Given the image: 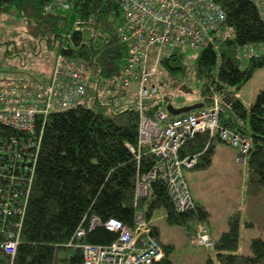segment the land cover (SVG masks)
Segmentation results:
<instances>
[{
  "label": "trees",
  "instance_id": "16d2710c",
  "mask_svg": "<svg viewBox=\"0 0 264 264\" xmlns=\"http://www.w3.org/2000/svg\"><path fill=\"white\" fill-rule=\"evenodd\" d=\"M50 1L0 0V13L14 14L24 20L27 32L37 40H44L49 48L60 40L58 52L87 62L94 75L109 83L128 54L127 44L121 41L117 31L122 16L115 0H76L75 11L57 6L46 11L45 6ZM215 1L226 12L224 30H231L232 36L220 39L217 45L202 48L191 63L184 51L163 56L155 80L165 94L166 106L172 102L170 90L178 87L182 79L195 78L200 82L198 97L204 106L210 105L216 96L219 98L220 127L251 141L245 164L247 181L253 192L264 184V90L249 104L237 92L258 67L264 66V5H259L258 0ZM103 4L107 5V12L101 11ZM77 12L86 19L95 15L99 23L97 28L106 36L98 35L87 43L66 49L67 34L73 27L70 17L74 13L76 18ZM246 46L254 50L250 56H247ZM11 51L9 46L7 54ZM0 78L6 77L0 75ZM181 88L187 90L188 86L183 84ZM87 95L77 105L52 112L45 122L38 120L34 136L38 140L40 134V142L32 150L36 160L30 192L21 195L18 203L23 208L22 214L12 212L3 217L8 207L3 201L4 192L18 185H9L12 181L8 173L0 177V264H83L82 250L76 242L107 245L117 238L116 232L103 225L90 228L93 215L103 221L116 218L132 227L138 208L150 223L153 208L164 206L167 221L184 225L189 237L198 222L208 226L210 215L206 207L194 200L192 209L177 211L162 179L152 181L148 194L139 198L135 205L137 171L143 173L156 162L154 155L145 154L139 163L136 153L129 147V144L138 145V110L134 106L118 110L113 101L99 103L96 92L90 91ZM93 102L108 109H95L91 105ZM146 104L148 113L162 106L160 97ZM12 137L25 136L0 124V140ZM220 141L218 135L212 136L208 131L197 132L184 141L180 153L182 156L198 153L195 167H205L210 164L214 148ZM241 154L238 150V156ZM2 161L7 163V157ZM11 170L20 176L18 167ZM26 181L21 186L23 190ZM150 226L158 237V227L151 223ZM240 226L239 215L229 218L228 229L219 237H212L215 256L209 253L203 264H264L262 237L251 239V253L238 252ZM79 228H84L86 233L83 238L76 239ZM12 232L19 235L13 256L1 247L6 235ZM161 245L164 256L155 264H173L169 254L173 246L162 242Z\"/></svg>",
  "mask_w": 264,
  "mask_h": 264
},
{
  "label": "built area",
  "instance_id": "2783aa9c",
  "mask_svg": "<svg viewBox=\"0 0 264 264\" xmlns=\"http://www.w3.org/2000/svg\"><path fill=\"white\" fill-rule=\"evenodd\" d=\"M75 2L76 0H52L46 4L45 10L51 11L55 6L63 10H74ZM115 2L122 16V23L117 31L121 41L127 44L128 54L109 83L94 75L87 62L72 58L64 52L57 53L49 78H0V124L25 136L0 140V177L9 174L12 181L9 185H18L12 191L4 192L3 201L8 207L5 208L3 217L12 212L23 213V208L18 203L21 195L25 196L30 192L36 160L32 150L40 142V134L37 136L38 140L34 136L37 133L38 120L45 122L52 112L81 103L90 91L96 92L99 103L113 101L116 105L127 104L138 110V145L129 144V147L136 153L139 163L145 154L154 155L156 162L143 173L139 169L137 171L135 205L139 198L148 194L152 181L162 179L177 211H187L194 207L186 171L197 165L199 154L182 156L180 149L184 141L197 132L208 131L210 135H218L222 141L238 147L242 154L237 159L246 163L245 155L250 149L251 141L220 127L218 119L222 107L217 96L208 106L184 115L172 116L165 104V94L155 80L163 57V48L182 45L202 49L217 45L220 39L232 36L231 30H224L227 18L224 8L215 0ZM258 4L263 6L264 0H258ZM94 16L86 19L77 12L74 26L67 34L69 42L64 48L76 47L103 35L97 28L99 23ZM74 30H78L80 36L75 41L72 39ZM245 48L247 56L254 51L251 46ZM158 97L162 106L148 113L146 103ZM4 157H7V163L2 161ZM15 167L21 172L19 177L11 172V168ZM24 181L25 190L21 188ZM100 225L116 232L117 238L107 245L76 242V246L82 250L83 264H155L163 258L161 241L153 233L141 209L136 210L132 227L116 218L103 221L99 216L93 215L90 228ZM85 233L84 228H79L76 239L83 238ZM190 237L194 245H201L209 251L215 248L210 229L202 222L196 224ZM18 242V234L8 233L1 247L13 256Z\"/></svg>",
  "mask_w": 264,
  "mask_h": 264
},
{
  "label": "rangeland",
  "instance_id": "374dc122",
  "mask_svg": "<svg viewBox=\"0 0 264 264\" xmlns=\"http://www.w3.org/2000/svg\"><path fill=\"white\" fill-rule=\"evenodd\" d=\"M75 15L72 13L70 24L74 26ZM10 41V42H9ZM12 49L7 54V49ZM61 48L58 40L52 48L46 42L37 40L26 30V23L14 14L0 13V75L14 78H49L53 72L56 55ZM201 48H188L177 45L175 48H163V56L172 52L184 51L187 60L194 62ZM244 52L242 53V55ZM188 86L182 90V85ZM200 82L195 78L182 79L178 87L171 89L172 104L176 107L199 102ZM233 87H231L232 89ZM264 90V66L258 67L253 76L242 85L245 102H252L256 95ZM95 109H108L93 102ZM129 107L118 105V110ZM216 154L211 166L195 167L186 171L193 195L205 204L209 211V221L214 237L228 229L229 218L240 217L239 253H251V239L259 236L264 239V184L252 192L247 181V165L239 162L238 147L220 141L216 145ZM203 168V169H202ZM164 206H156L150 214V223L159 229L158 238L164 244H173L170 258L173 264H203L209 253L201 245H194L186 227L182 224L169 223ZM203 259L201 260V258Z\"/></svg>",
  "mask_w": 264,
  "mask_h": 264
},
{
  "label": "water",
  "instance_id": "95a60500",
  "mask_svg": "<svg viewBox=\"0 0 264 264\" xmlns=\"http://www.w3.org/2000/svg\"><path fill=\"white\" fill-rule=\"evenodd\" d=\"M101 11L102 12H107L108 11V7H107L106 4L102 5ZM79 37H80L79 36V31L78 30H74L73 33H72V39L75 41L76 39H79ZM77 43L78 42H76V44ZM203 106H204L203 102H196V103L185 105V106H181V107H176L172 103H169L167 105V110L172 115H179V114H182L184 112H190V111H192L194 109L201 108Z\"/></svg>",
  "mask_w": 264,
  "mask_h": 264
},
{
  "label": "crops",
  "instance_id": "0c3cea01",
  "mask_svg": "<svg viewBox=\"0 0 264 264\" xmlns=\"http://www.w3.org/2000/svg\"><path fill=\"white\" fill-rule=\"evenodd\" d=\"M237 95L244 101V95H243V93H241V92H237ZM245 102V101H244ZM246 104H249V103H251V102H245ZM217 145V144H216ZM216 146H215V148H214V152H213V155H212V157H211V162H210V164L209 165H207V167L208 166H211L212 164H213V162H214V155L216 154ZM215 153V154H214ZM206 167V166H205ZM205 167H203V168H205ZM200 168V167H199ZM202 168V169H203ZM191 170H193V169H191ZM188 171H190V170H188ZM188 173H186V178H187V181H188V183H189V186H190V182H189V178H188V175H187ZM191 189V188H190ZM191 193H192V191H191ZM192 196H193V198H194V200H196L197 202H200L202 205H204L205 206V204L200 200V198L198 197V196H196V195H193V193H192ZM206 207V206H205ZM206 209L208 210V208L206 207ZM209 226V225H208ZM210 227V226H209ZM210 232H211V235H212V237H214L213 236V233H212V231H211V228H210ZM214 238H217V237H214ZM166 245H173V244H166ZM203 259V257L201 258V260Z\"/></svg>",
  "mask_w": 264,
  "mask_h": 264
}]
</instances>
